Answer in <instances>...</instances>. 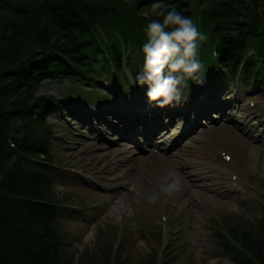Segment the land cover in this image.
I'll list each match as a JSON object with an SVG mask.
<instances>
[{
    "label": "trees",
    "instance_id": "1",
    "mask_svg": "<svg viewBox=\"0 0 264 264\" xmlns=\"http://www.w3.org/2000/svg\"><path fill=\"white\" fill-rule=\"evenodd\" d=\"M151 1L0 0V27L4 28L0 31V52L8 50L9 46L10 50L19 51L20 54H31L35 51L42 61L50 60V57L54 56L55 63L66 67L78 63L76 69L67 68L63 74L75 87L79 83L92 84L94 78L116 80L125 69H129L133 75L137 74L144 64V54L137 45L147 42L145 30L148 23L153 19L162 20L152 13L151 4L156 0ZM159 2L165 10L177 11V8H180L181 11L185 4L188 5L192 9L189 18L206 36L203 41L206 49L216 47L221 50V54H225H222L221 61L223 59L225 63L235 58L231 52L232 44L242 45L241 50L246 51L248 45L264 43V12L252 15L247 24H236L230 22L226 14L221 19L215 15L222 11L220 8L224 0ZM249 3L252 7L258 4L257 0H250ZM239 35L243 38H238ZM72 40L83 42L85 47H66ZM122 40L123 47L120 43ZM15 46H21L22 50L14 48ZM1 63L2 59L0 66ZM39 63L41 64V59L34 65H40ZM15 80L14 76H0V117L5 113L21 119V116L24 117L25 108L30 107L25 100L32 98L34 84L28 79L17 78V82ZM18 83L25 86L22 87L20 95L13 99L11 93ZM95 93L94 90H86L82 95L93 98ZM43 101L44 99L39 102V106H43ZM29 116L34 121L32 130L39 143L45 135V116L40 114L39 110L31 112ZM11 126L13 125L6 124L2 131ZM14 141L18 143L17 139ZM2 144L0 264H76L74 256L63 252V240L67 238L60 223L68 216L65 206L61 205L54 188L48 187L52 184L51 178H55V173L62 172L61 169L50 167L53 161L48 154L44 155L43 160L40 159L39 152L33 159L16 153L9 146L4 133ZM44 169L45 174L42 171ZM13 194L16 198L12 197ZM19 200L29 204L26 208H20ZM217 236L223 252L230 255L229 258L234 263L264 264V217L256 227L243 222L241 225L229 227L226 234L218 233ZM235 239L239 246L232 245ZM241 245L244 252L239 249ZM105 249L107 259H101L99 264H113L109 263L112 248L107 246ZM94 253L89 251L84 255L88 258L87 254L96 255ZM115 259L121 257L117 255ZM148 260V264H174L178 259L168 249L161 257ZM95 262L96 258L93 264Z\"/></svg>",
    "mask_w": 264,
    "mask_h": 264
},
{
    "label": "rangeland",
    "instance_id": "2",
    "mask_svg": "<svg viewBox=\"0 0 264 264\" xmlns=\"http://www.w3.org/2000/svg\"><path fill=\"white\" fill-rule=\"evenodd\" d=\"M49 83L44 87V93L59 91L58 86L51 88ZM70 121L55 115L49 123L56 122L52 125L51 140L55 144L52 153L59 156L57 162L62 166L59 167L68 173L67 181L55 187L57 194L66 200V207L72 206L73 196H77L82 200L83 208H89L84 217H81L80 210L73 209L74 215L69 212L70 217L65 220L67 242L64 243L63 252L75 256L76 264H93L95 258V264H99L101 259H107L104 245L112 248L108 258L109 263L113 264H148V259H156L169 246L171 254L178 259L174 264H233L229 257L217 253L215 234L226 231L244 219L250 221L263 216L262 144L253 147V142H248V146L252 145L253 148L243 150V156L236 163L245 173L246 193L235 196L234 192L227 191L229 182L215 173L208 183L212 190L201 187L197 193H193L196 187L191 189L188 186L197 185V172L203 168V163L207 162L211 166L212 140L222 134L225 137L232 136V131L217 129L204 134L201 140H197L198 135L191 136L185 141V146L188 147L187 151L196 155L190 159L194 161L192 167L197 165V169H170L181 177V189L184 188V191L166 199L161 198L154 205L148 204L146 200L138 204L134 193L128 191L129 185L135 183L142 193H147L152 190V183L142 182L143 177H138L134 170L125 168L120 172L116 160L108 161L107 154L98 151L96 139L87 143L74 136L73 127L78 125ZM110 152L111 149L106 153ZM81 177L98 183V186H88L96 194L87 190ZM115 192L120 195L113 199L110 195ZM97 238H101L102 242L99 250L95 251L99 246ZM87 250L95 251L96 255L87 254L86 258L84 252ZM117 255L121 259H115Z\"/></svg>",
    "mask_w": 264,
    "mask_h": 264
},
{
    "label": "bare ground",
    "instance_id": "3",
    "mask_svg": "<svg viewBox=\"0 0 264 264\" xmlns=\"http://www.w3.org/2000/svg\"><path fill=\"white\" fill-rule=\"evenodd\" d=\"M153 1V0H152ZM151 1V2H152ZM224 4L222 8H220L222 11L220 13H216V17L218 19H221L225 14L228 17V20L232 23L236 24H247L249 22V19L252 15L255 13H263L264 12V0H257V5L255 7H252L250 5V0L242 2L241 0H224ZM180 8H177V11L181 14H186V17H190L192 15V9L188 7V5L185 4V8H181V11H179ZM251 20V19H250ZM224 25V24H223ZM198 26V24H197ZM4 28L0 27V31H3ZM238 38H243L242 36H238ZM247 38V37H245ZM125 41V40H124ZM121 46H124L123 40L120 42ZM8 45V44H7ZM65 45V44H64ZM144 43L140 42L137 45V48L140 50L143 48ZM66 47H75V48H84L85 44L80 41H73L68 42L66 44ZM14 48H21V46H15ZM242 45H231V52L234 54L237 62L239 64L243 63V59L246 56V52L244 50H241ZM8 50H2L0 52V60L2 59V63L0 66V76L5 78H9L11 76H14L16 78L26 80L28 79L31 84H34V87L32 89V98H27L25 102H28L30 104V107L25 108V114L24 117L21 116L20 118L12 117L10 114L2 113L0 117V156L2 154V148H3V133L5 136V139H7L9 146L16 151V153L21 154V156H24L27 159H33L36 158L37 153L39 152V145L38 140L36 139L37 136L34 134L35 132L32 130L34 128V121L30 119L29 114L31 112L35 113L39 110V113L46 116H55L60 115L64 119L68 121H72L73 114L72 112H67V106L65 104V100L60 98L58 95H48L44 96L43 89L46 86L47 83H49L50 80H56L59 81L61 76L65 74L64 70L70 67L72 69H76V66L78 63L75 64H69L70 67H66L63 65H59L55 63L53 60L54 56L50 57L49 59H43L40 56H38L37 52L33 51L31 54H20L19 51H12L9 49V46H7ZM52 54V53H51ZM85 54V53H84ZM73 57V56H72ZM41 59L40 65H34L36 61ZM57 60H60L57 58ZM64 62V61H63ZM78 67V66H77ZM142 69L137 71V74ZM136 74V75H137ZM21 80V81H22ZM14 81V82H15ZM113 81L117 84V89L119 91V97H121V93L123 94V88L125 87L129 90H134L135 85L132 84L130 79V73L123 71L122 74L116 79V80H100L98 78H94L93 82L94 84H102L106 83V85L111 84ZM19 82V80H18ZM25 85L23 83H18L14 90L11 93V96L13 99L17 98L20 95L22 87ZM65 88V87H64ZM106 89L102 88V91L104 92ZM80 92L85 93L86 88L85 85L82 84L80 86ZM61 96V94H60ZM94 96H97V93L94 94ZM69 98H73L72 94H69ZM43 101V106H39V102ZM91 99L87 97L85 99V104L89 105ZM84 102V100H83ZM27 106V105H26ZM194 114L196 115L194 121H197V111L199 110V106L197 105V100H194V103L192 104ZM38 107V109H37ZM112 113L104 112V115H110L113 118H122L123 119V130L125 132V138L130 142L134 143L136 138L142 137L144 139L145 145L144 148H151L153 145V136L154 140L157 137L160 141L163 140L162 135L169 136V133L166 132V130L162 129H168L170 127V124L175 122L176 116H181L182 113L178 112L177 110L171 111L164 108L156 107L155 105H150L148 103V100L142 101L139 104H131L129 106L122 105L120 107L111 108ZM204 112H199L198 114H203ZM167 114V119L163 120V115ZM106 116V117H107ZM155 118L154 120L152 119ZM133 119V120H129ZM248 118H243V120H247ZM100 122L103 123V125H106L107 122L103 120L102 117L99 118ZM139 120L143 125L139 124ZM70 121V122H71ZM128 121L130 123H128ZM180 122V120H176ZM255 122H258L257 120ZM204 124H208L206 122H202ZM13 125L10 128H7L8 130H3L2 128L6 125ZM197 125V124H195ZM256 127H262L260 123L254 124ZM16 129V131H14ZM187 131V132H186ZM183 132L188 133V129H183ZM193 134L196 132L194 130H191ZM190 133V134H192ZM206 133V132H205ZM43 133L41 132L40 135ZM187 135L186 137H188ZM36 137V138H35ZM103 137V135H102ZM14 139L18 140V143L14 141ZM201 139L200 138H197ZM165 141H170L171 138H165ZM116 143L115 145L110 144L111 146H114L116 149L114 153H110L108 155V159H113L119 157V161H117L119 164L124 162L128 165L122 166L118 165L120 167L119 171L122 172L125 167H127L129 170H134L136 175L138 177H143L142 182L152 184L150 185V188L157 187V182L159 178L165 174V172L169 171L171 168H178V169H185L188 167V164L190 162V154L187 155H179L184 147L180 148V150L177 152V154H172V156H169L168 158L164 157H158L157 154H154L152 149H145L149 150L150 154L146 158H137L136 156H127V151L122 150L119 148H126L125 146L121 145L119 143ZM180 143H184L182 140ZM101 144V145H100ZM138 144H140L138 142ZM99 149L103 152H107L106 145L103 143L101 138H98V144ZM185 152V151H184ZM121 153V154H119ZM111 155V156H110ZM113 156V157H112ZM137 159H141V162H136ZM109 161V160H108ZM219 165L222 168L227 167V164L220 161ZM52 167V165L50 166ZM193 170L197 169V165L192 167ZM43 174H45V169L42 170ZM50 175V174H49ZM68 173L66 172H57L55 173V178L52 177V184L48 185V187H57L58 185H61L62 182L67 181ZM141 182V181H140ZM3 183L0 182V188H2ZM184 191V188L177 192V194H180ZM1 192V190H0ZM14 195V194H13ZM19 196V195H18ZM13 198H16V195L12 196ZM20 197V196H19ZM131 202V200H130ZM29 203L24 201H18V205L21 208L24 206L26 208V205ZM33 248V247H31ZM35 248V247H34Z\"/></svg>",
    "mask_w": 264,
    "mask_h": 264
},
{
    "label": "clouds",
    "instance_id": "4",
    "mask_svg": "<svg viewBox=\"0 0 264 264\" xmlns=\"http://www.w3.org/2000/svg\"><path fill=\"white\" fill-rule=\"evenodd\" d=\"M152 13L160 19L151 20L146 27L147 42L143 45L142 70L131 79L132 84L147 85V100L159 108L179 105L184 89L192 81L205 84L204 66L198 59L200 43L206 40L193 21L175 9L165 10L159 0L151 4ZM182 179L174 170L162 175L157 187L142 193L135 183L128 187L139 204L146 200L156 204L161 198L172 197L181 190Z\"/></svg>",
    "mask_w": 264,
    "mask_h": 264
}]
</instances>
